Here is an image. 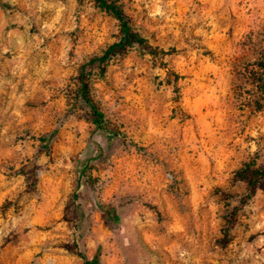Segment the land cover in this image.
I'll return each instance as SVG.
<instances>
[{"label":"rangeland","instance_id":"1","mask_svg":"<svg viewBox=\"0 0 264 264\" xmlns=\"http://www.w3.org/2000/svg\"><path fill=\"white\" fill-rule=\"evenodd\" d=\"M119 3L0 0V264H264V0Z\"/></svg>","mask_w":264,"mask_h":264},{"label":"trees","instance_id":"2","mask_svg":"<svg viewBox=\"0 0 264 264\" xmlns=\"http://www.w3.org/2000/svg\"><path fill=\"white\" fill-rule=\"evenodd\" d=\"M95 2L102 9H105L107 12L111 13L120 22L122 39L119 42L111 45L102 56L96 57L91 60V62L88 64L89 66L95 63L105 64L113 57L124 54L136 46L143 47L150 52L155 51L153 47L148 43L147 39L141 36L140 33H138L133 28L131 18L125 12L122 5L119 3V0H95ZM258 67L259 71L261 72L254 74V80L259 91L261 93H264V55L258 62ZM81 83L83 98L85 102L90 106L94 114V123L98 126L99 129H104V114L94 102V100L90 97L85 79H82ZM235 179L236 181L244 182L248 186L250 194L244 200V203H246V201H248L258 189L264 192V169L260 168L255 163L246 164L243 168L237 171ZM78 189H83L82 178L78 180ZM239 210V207L233 208L230 216L228 217L229 226L234 223ZM83 259L86 263H89L85 256H83Z\"/></svg>","mask_w":264,"mask_h":264}]
</instances>
